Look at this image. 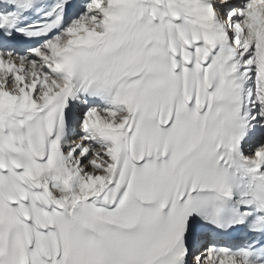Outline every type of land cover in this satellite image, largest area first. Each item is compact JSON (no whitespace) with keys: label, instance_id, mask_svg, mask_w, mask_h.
<instances>
[{"label":"snow or ice","instance_id":"obj_1","mask_svg":"<svg viewBox=\"0 0 264 264\" xmlns=\"http://www.w3.org/2000/svg\"><path fill=\"white\" fill-rule=\"evenodd\" d=\"M0 264H264V0H0Z\"/></svg>","mask_w":264,"mask_h":264}]
</instances>
